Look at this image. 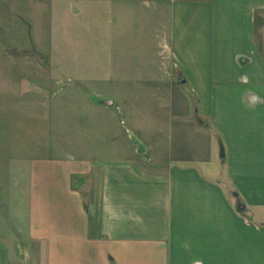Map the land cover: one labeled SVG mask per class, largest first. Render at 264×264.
Returning a JSON list of instances; mask_svg holds the SVG:
<instances>
[{
  "label": "crops",
  "instance_id": "obj_1",
  "mask_svg": "<svg viewBox=\"0 0 264 264\" xmlns=\"http://www.w3.org/2000/svg\"><path fill=\"white\" fill-rule=\"evenodd\" d=\"M0 1L6 18L50 40L58 13L142 2L147 35L196 98L170 130L173 155L143 158L150 167L103 157V142L83 139L87 117L55 138L46 108L34 144L51 153L20 157L26 167L9 174L24 206L0 219V264H264V0ZM89 142L84 153L62 148Z\"/></svg>",
  "mask_w": 264,
  "mask_h": 264
},
{
  "label": "rangeland",
  "instance_id": "obj_2",
  "mask_svg": "<svg viewBox=\"0 0 264 264\" xmlns=\"http://www.w3.org/2000/svg\"><path fill=\"white\" fill-rule=\"evenodd\" d=\"M106 4L89 16L58 13L50 40L48 32L27 33L23 22L6 18L8 4L0 1V219L23 216L24 200L14 199V177L9 175L26 167L19 158L51 153L34 144L35 127L47 115L46 108H54L46 126L59 139L61 133L73 134V128L77 132L81 116L87 117L89 133L83 139L103 142L99 147L103 146L105 158L134 155L150 167L143 158L165 159L175 151L176 136L170 130L180 122L183 108L193 114L196 98L168 49L147 35L145 5L139 1ZM125 24L131 31L118 32ZM9 27L11 32L5 29ZM36 34L41 42L33 45ZM100 100H111L112 105ZM131 134L147 146L145 151L139 154ZM90 142L62 148L84 153L93 146ZM232 195L228 193L229 198Z\"/></svg>",
  "mask_w": 264,
  "mask_h": 264
},
{
  "label": "water",
  "instance_id": "obj_3",
  "mask_svg": "<svg viewBox=\"0 0 264 264\" xmlns=\"http://www.w3.org/2000/svg\"><path fill=\"white\" fill-rule=\"evenodd\" d=\"M101 104L105 105V106H111L112 105V101L111 100H100L99 101ZM133 142L135 144H137V141L136 140H133ZM143 151V148L138 145V152H142ZM242 209V205H239L238 206V210H241Z\"/></svg>",
  "mask_w": 264,
  "mask_h": 264
}]
</instances>
